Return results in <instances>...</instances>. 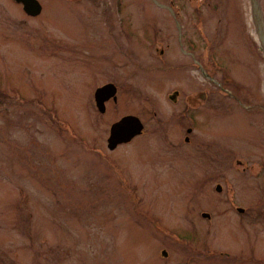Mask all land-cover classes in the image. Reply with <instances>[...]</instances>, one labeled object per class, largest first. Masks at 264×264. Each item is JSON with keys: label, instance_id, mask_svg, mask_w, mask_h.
<instances>
[{"label": "rangeland", "instance_id": "1", "mask_svg": "<svg viewBox=\"0 0 264 264\" xmlns=\"http://www.w3.org/2000/svg\"><path fill=\"white\" fill-rule=\"evenodd\" d=\"M36 1L30 17L0 0V264H148L186 244L185 218L202 211L226 224L193 232L206 253L248 259L227 222L235 197H264V0ZM189 54L232 78L242 107ZM107 83L117 103L101 114L93 94ZM128 115L142 136L109 151L110 126ZM140 215L167 236L147 235Z\"/></svg>", "mask_w": 264, "mask_h": 264}, {"label": "flooded vegetation", "instance_id": "2", "mask_svg": "<svg viewBox=\"0 0 264 264\" xmlns=\"http://www.w3.org/2000/svg\"><path fill=\"white\" fill-rule=\"evenodd\" d=\"M167 10L172 13L171 8L167 7ZM160 53L161 55H163L164 52L161 51ZM189 57H191L190 64L193 66H196L197 71L200 72L203 79H205L207 82L212 84V86L216 88V91L218 94H220L222 97L223 96L230 97L238 108L242 107L241 101L238 99V97L235 95L232 96L231 92L225 89V86H224L225 83L233 84L232 78L222 75L220 77V80L222 81L221 83L220 80L218 81L214 79V76H211L213 72L218 73L217 69L214 70L211 74H209L207 73L208 70H205L202 67V65H200V63H198L195 60L192 54H189ZM218 63H221V62L218 61ZM206 64L209 65V63H206ZM216 65L218 66V64ZM109 84L110 83L103 84L102 86L97 87V89L95 90H98V88H101ZM115 89H116V95H115L116 99L111 97L105 101L104 113H106V111L108 110L107 105L109 103H112L114 105L117 103V92H118L117 87H115ZM94 94H93V98H94ZM174 94H176V96L173 97V101H175V98L177 97L178 93L175 92ZM104 97H106V95ZM168 98H169V101L172 103V95H170ZM94 102H95V98H94ZM221 102L222 101L220 99H215V101L211 104V106L222 109L223 107H221ZM95 108H96V104H95ZM128 116H131V115H128ZM133 117H136V116H133ZM190 122H192V120ZM143 132H144V126H143ZM186 133L188 135H191L192 129L190 128L187 129ZM190 142H191L190 139L186 137L185 143H190ZM130 143H127V144H130ZM127 144L118 145L114 150H109V151H115L118 147H121ZM247 170H248V167L242 168V172L247 171ZM170 172L172 173V166H170ZM123 180L125 183H122ZM123 180H121L119 184L126 192L128 198H132L133 203L135 202L138 204L139 202H141L140 195H138V192L135 193L133 189L134 185L132 184L128 185L129 181H127L126 179H123ZM221 190H222V187L220 185H217L215 187L216 193H221ZM261 197L262 196H258L259 200H257L256 202H253L254 196L249 197V201L245 203H241L239 201V198L235 197V199L237 198V201H236L237 206L234 208L235 210L233 212L234 216L230 222H227L230 226H233V232L235 233L237 240L241 243L240 246L243 248L245 255L249 257L248 259L241 260L240 258H235V260L229 261V262L217 261L219 260L217 259L219 258V256H216V255L209 256L206 253L208 247H205L204 245H207V244L203 245L204 243L203 241H198L196 238L197 237L196 234H193V232L200 231L201 233L207 234L208 231H210L211 229L220 228L218 225L219 222L221 223L222 227L225 226L226 224H224V221H221V219L218 218L219 215L218 214L216 215V212L202 211L200 213H196V217L194 218L192 217L193 213H189L187 217L185 218L186 220H188V223H189V227L187 226L186 228L191 232V239L189 240L187 238L186 244H175V245L173 244L168 247L162 248L158 252L157 250H154V253H152L148 264H260V263L264 264V197L263 198ZM140 216L142 217V215ZM142 219H143V223L140 226V228L142 231L147 233V235L149 234L153 235V231L159 230V232L167 236L166 232H169L168 229L170 228H168L167 227L168 225H166L160 219L155 218L154 216H150V215L143 216ZM159 226H161V228ZM172 233H174L173 230H172ZM147 235H145V237ZM170 240H172V238ZM154 248L156 249L157 247L155 246ZM181 248L182 249L184 248L181 251L185 253V257L184 259H177L179 255L173 250L181 249ZM241 254H243V252ZM253 256L257 257L258 259H253L252 258ZM122 263L130 264L127 261H124Z\"/></svg>", "mask_w": 264, "mask_h": 264}, {"label": "water", "instance_id": "3", "mask_svg": "<svg viewBox=\"0 0 264 264\" xmlns=\"http://www.w3.org/2000/svg\"><path fill=\"white\" fill-rule=\"evenodd\" d=\"M22 4L24 12L31 17H36L41 12V6L36 0H14ZM106 95V97H104ZM116 89L113 85H107L96 90L94 94L95 104L100 113H104V103L109 98L116 99ZM176 94L173 95L175 97ZM172 97V98H173ZM143 125L140 120L133 116L123 117L110 128L107 140L108 149L113 150L117 145L129 143L133 138L142 134Z\"/></svg>", "mask_w": 264, "mask_h": 264}]
</instances>
